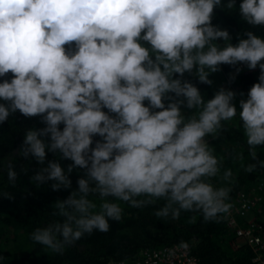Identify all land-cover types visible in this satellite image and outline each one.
Wrapping results in <instances>:
<instances>
[{"label": "clouds", "instance_id": "1", "mask_svg": "<svg viewBox=\"0 0 264 264\" xmlns=\"http://www.w3.org/2000/svg\"><path fill=\"white\" fill-rule=\"evenodd\" d=\"M217 7L234 9L235 0H0V77L11 73L0 82V123L17 111L40 117L45 126L25 132L19 154L41 166L31 177L38 186L71 190L53 204L60 219L36 228L32 241L63 254L120 221L119 202L162 201L155 215L173 220L195 212L210 222L230 212L231 187L214 181L230 184L233 172L221 174L224 157L207 137L219 138L223 122L238 118L251 157L244 171L264 168L257 152L264 147V38L247 31L232 44L229 31L212 23ZM238 11L247 24L264 26V0H242ZM239 64L260 70L239 111L233 90L220 87L206 99L184 79L195 74L212 85L221 65ZM49 152L72 163L65 170L59 159L46 160ZM76 169L82 174L72 189ZM17 175L8 162L13 186Z\"/></svg>", "mask_w": 264, "mask_h": 264}, {"label": "trees", "instance_id": "2", "mask_svg": "<svg viewBox=\"0 0 264 264\" xmlns=\"http://www.w3.org/2000/svg\"><path fill=\"white\" fill-rule=\"evenodd\" d=\"M242 0H235L236 7L214 9L212 23L220 29L228 30L232 36V44L238 43L239 38H247L244 33L252 31L264 38V26H252L241 19L238 11ZM223 4L227 0H222ZM217 43L223 45V41ZM239 64L237 66L221 65V70L212 73L209 79L212 85L200 83L195 74L185 73L184 79L195 84L206 99H211L220 87H225L237 93L234 103L239 111V100L247 98L251 86L258 82L259 68L249 70ZM240 71L237 74L236 69ZM235 79H230L231 76ZM11 78V73L3 79ZM243 92L244 96L239 94ZM2 102V101H0ZM224 129L219 138L207 137L210 147L215 149L218 157H224V169L230 168L233 172L231 183L222 182L217 178L215 183L231 187L230 199L239 191H245L259 183H264V168H257L252 173L244 171L242 165L251 162L248 146L243 136L238 118L231 122H223ZM45 125L40 117H25L19 111L9 116L7 121L0 123V264H108V260L131 257L142 247H160L172 243H190L193 253L202 264H257L253 262L254 252L250 246L239 241L240 246L234 250L231 234L224 218V214L216 221L205 222L202 214L195 212H181L173 220L158 218L155 215L163 204L158 201L143 208H132L121 203L123 208L120 221L109 220L110 229L107 233L94 231L85 235L74 245L66 247L63 254L55 253L45 246L30 239L31 233L38 227H46L53 219V204L57 199H65L71 190L53 191L51 181L37 185L31 180L40 165L34 158L25 159L19 154V149L28 129H39ZM63 125H61V128ZM100 139L94 137V140ZM258 156L264 160V147L257 148ZM236 154L243 159L236 158ZM59 159L61 165L67 169L72 163L70 160L59 158V154L47 153L46 160ZM12 162L17 171V180L13 186L7 179V164ZM82 170L76 169L70 174L72 189L77 188V179ZM9 194L12 199L7 198ZM95 199V198H94ZM99 203V200L96 199ZM139 231L142 240L132 236H122L124 232Z\"/></svg>", "mask_w": 264, "mask_h": 264}, {"label": "built area", "instance_id": "3", "mask_svg": "<svg viewBox=\"0 0 264 264\" xmlns=\"http://www.w3.org/2000/svg\"><path fill=\"white\" fill-rule=\"evenodd\" d=\"M228 202L233 207L229 213L224 214V218L234 236L232 248L238 249L239 241H243L254 252L253 262L264 264V220L252 215L254 212L260 214L264 209V183L254 185L249 190L239 191ZM180 244L142 247L131 257H111L108 264H202L193 253L190 243H187V249L179 247Z\"/></svg>", "mask_w": 264, "mask_h": 264}, {"label": "rangeland", "instance_id": "4", "mask_svg": "<svg viewBox=\"0 0 264 264\" xmlns=\"http://www.w3.org/2000/svg\"><path fill=\"white\" fill-rule=\"evenodd\" d=\"M252 215L255 217H258V219H260V220H264V209L260 214L257 212H254V213H252ZM122 236H125V237L132 236L133 239L140 240V241L143 239L142 235L139 231L135 232L133 230L131 232L122 233Z\"/></svg>", "mask_w": 264, "mask_h": 264}]
</instances>
